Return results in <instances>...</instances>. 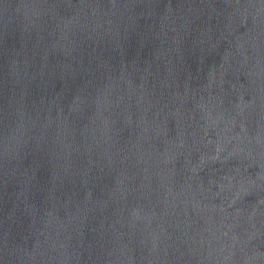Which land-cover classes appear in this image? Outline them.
<instances>
[{
  "label": "water",
  "instance_id": "obj_1",
  "mask_svg": "<svg viewBox=\"0 0 264 264\" xmlns=\"http://www.w3.org/2000/svg\"><path fill=\"white\" fill-rule=\"evenodd\" d=\"M0 264H264V0H0Z\"/></svg>",
  "mask_w": 264,
  "mask_h": 264
}]
</instances>
